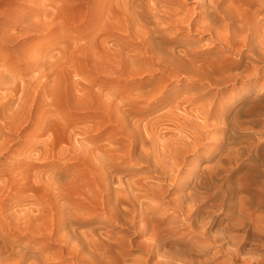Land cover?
Segmentation results:
<instances>
[{
	"label": "bare ground",
	"instance_id": "bare-ground-1",
	"mask_svg": "<svg viewBox=\"0 0 264 264\" xmlns=\"http://www.w3.org/2000/svg\"><path fill=\"white\" fill-rule=\"evenodd\" d=\"M96 4L99 64L145 86L71 83L64 3L0 18V264H264V0Z\"/></svg>",
	"mask_w": 264,
	"mask_h": 264
},
{
	"label": "rangeland",
	"instance_id": "rangeland-1",
	"mask_svg": "<svg viewBox=\"0 0 264 264\" xmlns=\"http://www.w3.org/2000/svg\"><path fill=\"white\" fill-rule=\"evenodd\" d=\"M42 2L49 5L51 12L48 13L47 15L42 16V17L37 16L36 13L32 14L37 10L36 6H39ZM62 3H64V5H65L64 7L67 6L66 9L63 10V12L65 13V17H64L65 18V26H66L65 35H67V43H68V45L66 47V61H67L68 69H69V80L71 81V83H74L75 81H79L80 83L97 82L99 84L100 83L105 84L106 88H115V86H116L117 88L128 89L127 90L128 92L131 89V87L132 88L133 87H142V86H145L147 84L146 83L148 80L147 78H149L148 75H145L143 77L142 76L141 77L135 76L132 78L130 76H126L121 70L123 63H120V64L112 63V64H109L105 68H102L101 65L99 64L98 49L94 44V37H95V33H96L95 27H96V21H97L96 16H97V11H98L96 0H0V15L1 16L3 14L7 15L11 10H16V11H19V12L24 13V14L32 15L33 20H35V21L38 20L39 18L40 19L49 18L51 20L50 15L56 9H59L60 5ZM258 6L259 5L255 4V5H253V8H259ZM260 14L264 15V8L261 9ZM3 16L0 18H3ZM57 21H58V19L56 17L53 18V20H52L53 24H56ZM40 33L30 34L24 40L20 39L18 42L19 44L17 43L20 50H23V49L27 50L30 45H31V47L36 46L38 44H41L43 41H45V39L47 38L46 36H48V34L45 33V35H44L43 32L41 34ZM191 37H193V36H191ZM76 41L78 44H82V43L86 44V46H85L86 50L83 48L81 50V52H79L78 48L75 46ZM28 44H30V45L28 46ZM93 54L95 57L93 56ZM54 56H56V54H54ZM113 59H114V57H113ZM32 63H33L32 59L26 60V62L24 63V66L30 65ZM80 83H77V84H80ZM94 87L96 88L98 86H94ZM231 91L232 90H231L230 86H229V88L222 89L221 90V92L223 93V94L221 93L223 95L222 97L230 96L232 94ZM88 107H89V105L85 104L84 110H86V112L81 111L82 109H79V108H71L67 111V115L73 119L82 118V116H83V120H80L78 122L79 125H89V124L93 123V120L99 121V119H100L99 116L101 113L95 109L88 108ZM105 132L106 131L101 132L102 134L100 133L99 135L105 136V134H104ZM21 134H26V132L23 131V132H21ZM12 137L14 138V136H12ZM13 156L14 155L12 153H8L7 157H5V159L2 160L1 163H4V164L14 163L17 160V156H14V157ZM188 160H190L191 163L193 162V159L190 157H188ZM51 163H53L55 168H60V167L65 166L67 168L69 167V169L70 168L72 169V167L79 165V162H77V163L76 162L64 163V162L58 161V160H53V161H51ZM200 164L203 165L205 163L203 162ZM182 178L183 177H181L180 180ZM165 187L169 188L170 185L165 184ZM248 191H249V195L252 196L253 191L250 189ZM176 195L177 194L167 196L166 201L168 202L169 198H171V199L176 198ZM254 200H255V198L251 197V204L249 203L248 206H250V208L248 207V209L250 210L251 215L253 217L255 216L254 219L258 220L264 216V206L257 205L256 201H254ZM167 202L166 203L164 202V205H163V211H165L167 209L166 213H165L166 214L165 217H167V216H170V217L172 216L173 218L175 217L174 218L175 225H181V228H183L181 230H186L188 228V226H187L188 223L186 221H184L182 216L180 217L181 212L179 210H175V208H173L169 204L170 201L168 203ZM252 202H254V204ZM232 205L228 207V208H230L229 210H232V212L236 211L237 205L235 203H233ZM253 210H254V212H253ZM177 213H178V215H177ZM224 213L227 214L226 211ZM224 213H223V215H224ZM166 224H168L167 220H165L163 226H166ZM245 228L248 230V232L250 234L253 233V232H251L252 231L251 223L246 222ZM146 237H147V235H142V237H140L139 239H143ZM136 239H138V238H136ZM56 247L57 246H54V248H56ZM212 248H213V250H214V248H215V250L218 249V247H216V246H212ZM220 253H222V252H220ZM220 253H218V255H217V256H219L220 261L222 259H226V257H228L227 254H224L221 256ZM137 254H140V251H138V250L135 251V255H137ZM53 264H55V263H53ZM202 264H205V262Z\"/></svg>",
	"mask_w": 264,
	"mask_h": 264
}]
</instances>
